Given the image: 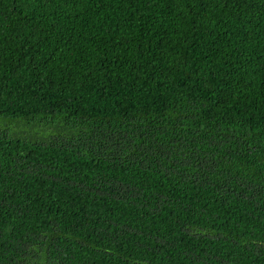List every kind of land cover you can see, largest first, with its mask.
<instances>
[{"label": "trees", "instance_id": "obj_1", "mask_svg": "<svg viewBox=\"0 0 264 264\" xmlns=\"http://www.w3.org/2000/svg\"><path fill=\"white\" fill-rule=\"evenodd\" d=\"M0 264H264V0H0Z\"/></svg>", "mask_w": 264, "mask_h": 264}]
</instances>
